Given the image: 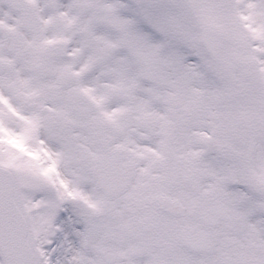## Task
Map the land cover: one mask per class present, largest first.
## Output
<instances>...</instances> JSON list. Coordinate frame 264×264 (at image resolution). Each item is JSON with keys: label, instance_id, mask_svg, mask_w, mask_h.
<instances>
[{"label": "snow or ice", "instance_id": "6c2138e0", "mask_svg": "<svg viewBox=\"0 0 264 264\" xmlns=\"http://www.w3.org/2000/svg\"><path fill=\"white\" fill-rule=\"evenodd\" d=\"M0 264H264V0H0Z\"/></svg>", "mask_w": 264, "mask_h": 264}]
</instances>
